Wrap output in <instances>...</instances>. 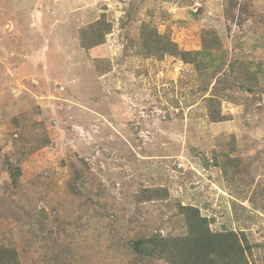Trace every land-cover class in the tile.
I'll list each match as a JSON object with an SVG mask.
<instances>
[{"label":"rangeland","instance_id":"374dc122","mask_svg":"<svg viewBox=\"0 0 264 264\" xmlns=\"http://www.w3.org/2000/svg\"><path fill=\"white\" fill-rule=\"evenodd\" d=\"M145 25L214 58L143 54ZM176 204L264 264V0H0V264H166L129 247L187 234Z\"/></svg>","mask_w":264,"mask_h":264},{"label":"trees","instance_id":"16d2710c","mask_svg":"<svg viewBox=\"0 0 264 264\" xmlns=\"http://www.w3.org/2000/svg\"><path fill=\"white\" fill-rule=\"evenodd\" d=\"M101 23L102 21H98L80 29V40L86 49L104 44L105 35L112 31L111 25H105L104 28ZM135 42L138 43V49L143 54L159 57L166 54L174 55L186 63L194 64L200 72L207 66L203 60L209 57L212 61L214 58L207 40H204L203 48L200 51H180L177 44L149 25H145L139 31ZM217 49H221L220 43L219 46L213 48V50ZM232 69L233 66L230 67L231 73ZM249 81L251 84L252 79L250 78ZM207 100L211 103L209 104L211 118L214 121L225 120L221 116L220 101L218 100L215 106L214 100H217L215 97L207 98ZM9 169L12 184L17 186L21 176V168L9 164ZM168 194V190L159 188L145 189L140 197L144 202H147L165 200L168 198ZM176 205L178 214L184 218L187 234L181 237L154 235L134 239L129 247L134 255L144 259L160 260L166 264H251L249 260L251 247L244 237L241 238L235 232H212L209 220L203 217L198 209L191 206ZM11 254L0 251V259L2 261L7 259L8 262H12L11 259H16V256L14 253Z\"/></svg>","mask_w":264,"mask_h":264}]
</instances>
